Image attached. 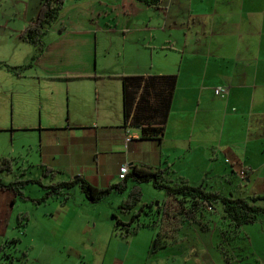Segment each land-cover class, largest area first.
<instances>
[{
    "label": "crops",
    "instance_id": "1",
    "mask_svg": "<svg viewBox=\"0 0 264 264\" xmlns=\"http://www.w3.org/2000/svg\"><path fill=\"white\" fill-rule=\"evenodd\" d=\"M91 1L66 0L63 5L83 26L79 62L64 56L46 32L44 49L34 60L37 46L20 36V43L14 48L10 43L0 59L20 71L17 76L0 65L21 82L20 109L27 101L33 105L30 115L20 111L17 116V129L28 134L22 138L25 152L19 155L37 170L41 164L59 170V180L81 175L101 188L121 180L122 165L153 170L168 165L192 185L225 195L264 197V0H160L158 8L138 0H117L120 16L108 4L104 6L111 13L101 15L105 9ZM150 8L160 12L159 19ZM95 17L111 25L99 23L94 30L88 24ZM134 29L141 32L137 59L129 64L100 59L107 52L101 31ZM96 30L99 33L94 34ZM201 37L208 43L206 49L199 48ZM127 75H176L158 138H142L139 128L125 122ZM220 85L229 87L226 97L215 95L213 87ZM7 153L0 157L13 152ZM7 191L0 190L4 214L11 199ZM118 194L97 203L108 201L112 213L124 196ZM87 209L84 203L66 202L49 211L52 219L39 225L44 241L37 250L33 246L37 253L27 252V264H264V219L244 225L243 237L226 242L216 222L204 235L188 224L175 240L152 249L155 231L148 227L127 238L116 235L114 228L103 233L90 230L87 235ZM106 212L104 208L98 212L100 222L93 218L92 227L103 223ZM7 214L1 237L8 234ZM125 214L121 219L128 220L130 215Z\"/></svg>",
    "mask_w": 264,
    "mask_h": 264
},
{
    "label": "trees",
    "instance_id": "2",
    "mask_svg": "<svg viewBox=\"0 0 264 264\" xmlns=\"http://www.w3.org/2000/svg\"><path fill=\"white\" fill-rule=\"evenodd\" d=\"M65 1L41 0L36 16L20 31L19 36L24 42L38 48L37 54L33 55L31 60L37 58L43 51L44 27L57 16ZM138 1L154 8H158L160 4V0ZM63 30L64 27L60 26L59 31ZM0 65L20 76L18 67L3 61H0ZM27 66H30V63ZM21 68L23 67L19 69ZM175 87L176 75L123 76L124 118L125 122H128L126 124L139 128L142 138H158L164 131ZM16 162L13 156L0 157V190H10L15 196L22 200H31L34 204L46 202L72 186H78L91 203L101 201L113 192L124 193L118 208L120 212L128 213L130 216L128 220H123L116 214L112 215L115 234L127 238L141 228H151L155 231L152 249L175 240L188 224H195L200 231H209L216 222L219 234L226 242L243 237L244 225L264 219L263 196L225 195L207 189L204 185H192L168 165L154 170L131 165L122 180L101 188L92 185L81 175L59 180L57 175L60 171L43 164L39 165L40 170L42 176L51 179L48 183H43L41 178L22 179L25 168L21 165L18 167L19 176L6 182L4 174H10ZM130 182H133V185L130 186ZM144 182H150L153 187L163 189L164 198L157 202L143 203V193L139 184ZM27 183L39 184L44 193L35 199L25 195L22 187ZM29 219L27 212H18L17 220L20 226H26ZM18 241V237H12L1 243L0 255L11 258L6 252V247ZM19 261L21 264H27V251H23V257Z\"/></svg>",
    "mask_w": 264,
    "mask_h": 264
},
{
    "label": "rangeland",
    "instance_id": "3",
    "mask_svg": "<svg viewBox=\"0 0 264 264\" xmlns=\"http://www.w3.org/2000/svg\"><path fill=\"white\" fill-rule=\"evenodd\" d=\"M41 0H0V59L5 56L8 52V45L12 44V48L19 42L20 31L26 26L37 14L38 8L40 6ZM91 2H96V8L105 9L100 11L101 15H106V13H111L109 7L104 6L108 4L113 7V10H116V14L120 16L122 10L118 9L121 4L117 1H101V5L98 6L97 0H92ZM69 9L63 6L57 16L48 24L45 25L44 30L48 37L54 38L53 44L61 48L64 56L72 62H79L80 55L82 50L77 51L82 46V41H79L83 26L80 23L75 22ZM150 11L154 13V16L159 19L160 12L150 8ZM140 14V13H139ZM141 16V14H140ZM100 18L95 17L94 22L91 25L92 29L95 30L97 24H101L102 27L111 25L109 22L106 24L104 19L98 21ZM192 20H190V26L192 25ZM64 26V31L59 32L60 26ZM103 28H101L102 30ZM194 31V30H193ZM98 30L94 32L96 34ZM199 35H202V29H198ZM99 33V32H98ZM218 33L223 34V30L219 29ZM102 36L105 38L106 50L109 53L100 55V59H104L105 63L111 64H129L133 60L137 59V49H140L137 46L136 41L141 39V32L138 29L128 30L126 33L122 32H111L103 33ZM221 34V35H222ZM100 40V34H99ZM208 43L206 40L201 37L199 43L200 49H206ZM75 51H77L75 53ZM122 53H119V52ZM75 53L74 55H69ZM104 55V56H103ZM3 60V59H2ZM18 78L15 76H10L9 72L0 68V154H8L7 152H13L12 156H15L16 163L13 167V171L10 174H4V180L7 182L13 180L16 176H19L20 170L19 166L21 165L25 168L24 175L21 176L22 179H38L41 178L43 183H48L51 179L49 177L42 176L41 170L29 166L28 162L25 160V155H19V152H25V149L22 145V138L27 137L28 134L22 131H19L16 127L17 125V116L20 114V111H24L26 115H30L29 112L33 110V105L29 101L24 104L23 108L20 109L19 94L21 82H18ZM215 88V87H213ZM212 96V95H211ZM15 117V118H14ZM15 122V125H14ZM13 123V125H12ZM21 156L22 158H19ZM232 181L235 179L230 178ZM142 187V202H157L161 198H164L165 192L163 189H158L153 187L150 182H144L139 184ZM22 191L25 195L30 196L32 199L40 197L44 190L37 183H27L22 187ZM11 194V199L6 211H9L10 214H7L10 217V226L7 229V237H1L2 242H5L7 239L10 240L12 237H18L19 241L16 243V246L11 245L6 247V252L11 255V258H4L3 255H0V264H21L19 260L23 257V251L29 252V254L37 253V249L40 247V243L44 241L40 237L39 225L42 223V220L52 219L50 214L51 210H58L62 204L69 202V204H82L89 208L86 210L85 220L87 224V235H90L91 231L103 233L106 229L113 230V214L118 215L120 218L127 215L119 211V208H114V211L111 212L109 208L108 201H102L101 203H91L89 202L83 193L80 191L78 186H72L71 188L64 190L62 193L49 198L45 203L40 205L34 204L31 200H22L20 197L15 196L11 191H7ZM119 195L118 193L110 194L109 197ZM14 199V200H13ZM111 201V200H110ZM108 209V212L103 215V223H100V216L98 212L101 209ZM5 211V214H6ZM19 211H26L29 214L30 220L29 223L22 227L17 220V215ZM55 211V212H56ZM92 212L89 214V212ZM55 212L53 214H55ZM5 214L0 213V234L4 231L6 222ZM112 214V215H111ZM99 218L96 227H92L93 218ZM195 226V224H192ZM91 226V227H90ZM6 229V228H5ZM24 229V231H22ZM91 230V231H90ZM199 235H204L203 231H197ZM244 232V231H243ZM147 233L146 231L140 232ZM141 235V234H139ZM209 237V236H208ZM105 237H103L104 239ZM31 246V247H29ZM33 246H35V251L32 252ZM233 247L230 244L229 248ZM28 254V253H27ZM28 257V255H27Z\"/></svg>",
    "mask_w": 264,
    "mask_h": 264
},
{
    "label": "built area",
    "instance_id": "4",
    "mask_svg": "<svg viewBox=\"0 0 264 264\" xmlns=\"http://www.w3.org/2000/svg\"><path fill=\"white\" fill-rule=\"evenodd\" d=\"M214 93L215 95H218L220 97H226L229 93V87L226 85H220V86H216L214 88ZM130 136L126 137V142L130 141ZM129 171V166L128 165H122L119 169V178L122 180L126 174Z\"/></svg>",
    "mask_w": 264,
    "mask_h": 264
}]
</instances>
